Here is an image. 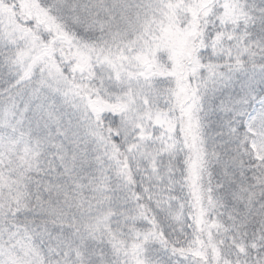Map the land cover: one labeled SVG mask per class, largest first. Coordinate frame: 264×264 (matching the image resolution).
I'll return each mask as SVG.
<instances>
[{
    "label": "snow or ice",
    "instance_id": "obj_1",
    "mask_svg": "<svg viewBox=\"0 0 264 264\" xmlns=\"http://www.w3.org/2000/svg\"><path fill=\"white\" fill-rule=\"evenodd\" d=\"M0 264H264V0H0Z\"/></svg>",
    "mask_w": 264,
    "mask_h": 264
}]
</instances>
